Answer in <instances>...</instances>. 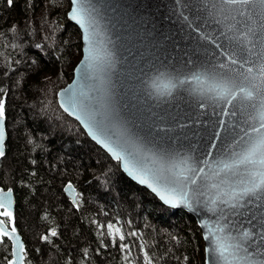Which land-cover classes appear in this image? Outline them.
<instances>
[{
    "label": "trees",
    "instance_id": "trees-1",
    "mask_svg": "<svg viewBox=\"0 0 264 264\" xmlns=\"http://www.w3.org/2000/svg\"><path fill=\"white\" fill-rule=\"evenodd\" d=\"M68 8V0H13L12 6L0 0L7 135L0 189L14 194L24 264H143L145 252L152 264H202L194 219L129 180L58 107L56 93L81 56L80 33L66 19ZM68 183L76 189L75 205L63 193ZM108 224L121 227L125 240L113 242ZM10 258L5 237L0 264Z\"/></svg>",
    "mask_w": 264,
    "mask_h": 264
},
{
    "label": "snow or ice",
    "instance_id": "snow-or-ice-1",
    "mask_svg": "<svg viewBox=\"0 0 264 264\" xmlns=\"http://www.w3.org/2000/svg\"><path fill=\"white\" fill-rule=\"evenodd\" d=\"M203 2L210 17H223L216 19V23L234 21L226 25L227 31L221 33L228 43H215L219 51L213 55L222 59L217 63L209 62L203 71L193 70L183 77L160 71L151 78L149 87L150 95L161 99L172 97L179 90L193 91L202 98L219 103L221 116L236 117L235 123L218 122L224 126L226 135L231 137L226 141V148L221 149L223 155L220 158L209 161L140 154V159L133 162L140 150L128 153L119 144L101 139L97 135L101 123L96 120L99 113L84 104L83 99L76 96L75 90H72L68 105L61 102V107L80 120L93 139L102 144L117 162L122 163L124 170L134 180L159 196L165 205L192 209L194 202L203 203L213 214L220 213L215 227L204 225L207 229L204 240L209 243L206 248L208 264H264V0ZM6 3L12 6L13 0H6ZM71 5L69 19L82 30L86 45V55L81 61L83 67L75 69V72L80 73L82 79H87L90 72L101 69L105 61L110 64V60L107 53L101 55V50L96 47L95 20L85 6L86 0H71ZM257 6L260 9L256 13L258 20L254 19L252 12ZM237 25H243V28ZM68 91L65 89L60 95L64 96ZM3 92V88H0V93ZM84 96L81 92L80 97ZM200 106L204 107L203 104ZM5 119V100L0 96V158L5 156ZM217 135L214 133L213 138ZM216 147L209 145V148ZM148 161H151L150 165ZM67 188L71 189L72 185L69 184ZM0 193H3L2 189ZM201 197L204 199L201 200ZM252 203L257 205V212L252 213L248 223L258 227L240 231L226 223L229 210L239 215L240 209ZM0 217H7L13 224L9 231L4 227L5 221L0 220V243H4L6 237L13 244L11 256L14 258L9 259L8 264H24L25 249L16 236L10 191L0 196ZM107 233L113 242L116 238L125 240L121 229L113 224L107 225ZM50 235L55 237L56 230H51ZM43 239L48 241L49 237L44 236ZM119 247L128 251L125 244ZM125 261H128L127 256ZM143 264H152L147 252L144 253Z\"/></svg>",
    "mask_w": 264,
    "mask_h": 264
},
{
    "label": "water",
    "instance_id": "water-1",
    "mask_svg": "<svg viewBox=\"0 0 264 264\" xmlns=\"http://www.w3.org/2000/svg\"><path fill=\"white\" fill-rule=\"evenodd\" d=\"M68 2L66 19L80 33L81 56L72 70L70 81L57 91L56 101L60 110L83 129L86 137L117 162L102 144L93 139L80 120L61 107V102L68 105L72 90H75L78 98L83 99L84 104L99 113L96 120L101 123L97 135L101 139L119 144L128 153L140 150L133 162L140 159V154L209 161L220 158L223 155L221 149L226 148V141L231 137L226 135L224 126L218 122L235 123L237 118L221 116L219 103L202 98L193 91L179 90L172 97L163 99L154 97L150 95L149 82L160 71L183 77L193 70L203 71L209 62L217 63L222 57L213 55L219 51L215 43H228L221 33L227 31L226 25L234 21L216 23V19L223 17H210L203 0H86L85 6L95 20L96 47L101 50V55L107 53L110 64L105 61L101 69L90 72L87 79H82L75 69L83 67L81 61L86 55V45L82 30L69 19L72 5L71 0ZM259 11V6L252 9L254 19H259L256 16ZM237 27L243 28V25ZM65 89L69 91L61 96ZM81 92L85 94L84 97H80ZM214 133L218 134L216 138H213ZM210 144L217 147L209 148ZM117 163L123 175L165 205L150 188L134 180L124 170L122 163ZM148 163L150 165L151 161ZM69 184L63 187V193L71 205H75L76 189L72 184V188L68 189ZM9 191L14 214L13 191L3 190L0 196ZM178 208L187 212L199 228L203 242L202 264H208L206 248L209 243L204 240L207 235L204 225L215 227L220 213L213 214L203 203L195 202L192 209L184 206ZM239 211L237 215L229 210L226 223L240 231L258 227L248 223L252 213L257 212L255 203ZM256 219H259V213ZM16 236L24 245L21 235L16 232ZM10 251H13L12 241Z\"/></svg>",
    "mask_w": 264,
    "mask_h": 264
},
{
    "label": "flooded vegetation",
    "instance_id": "flooded-vegetation-1",
    "mask_svg": "<svg viewBox=\"0 0 264 264\" xmlns=\"http://www.w3.org/2000/svg\"><path fill=\"white\" fill-rule=\"evenodd\" d=\"M0 220H3V221H5V219H0ZM9 223L11 224V223H12V221H10V220H9V222H8V223L5 221V224H4V227H6L8 230H9V229L11 228V226H12V225H8Z\"/></svg>",
    "mask_w": 264,
    "mask_h": 264
},
{
    "label": "rangeland",
    "instance_id": "rangeland-1",
    "mask_svg": "<svg viewBox=\"0 0 264 264\" xmlns=\"http://www.w3.org/2000/svg\"><path fill=\"white\" fill-rule=\"evenodd\" d=\"M19 61H20V60H19ZM7 73H8V72H6V74H7ZM67 83H68V82H67ZM67 83H66V84H67ZM66 84H65V85H66ZM65 85H64V86H65ZM61 88H62V87H61ZM119 228H121V227H119ZM121 230H122V229H121ZM201 251H202V262H203V250H202V247H201Z\"/></svg>",
    "mask_w": 264,
    "mask_h": 264
}]
</instances>
